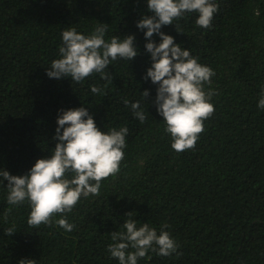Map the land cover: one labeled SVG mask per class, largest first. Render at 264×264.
I'll list each match as a JSON object with an SVG mask.
<instances>
[{
    "label": "trees",
    "instance_id": "1",
    "mask_svg": "<svg viewBox=\"0 0 264 264\" xmlns=\"http://www.w3.org/2000/svg\"><path fill=\"white\" fill-rule=\"evenodd\" d=\"M216 3L211 29L196 25L195 12L161 27L216 73L214 114L195 148L177 153L154 104L158 85L143 79L152 60L146 30L136 25L152 15L146 0H0V169L25 175L37 159L49 158L61 109L85 107L101 131L129 129L119 173L65 214L75 225L70 232L55 223L59 214L51 225L29 226L28 202L9 205L8 182L0 184V264H119L107 246L112 232L124 231L126 213L157 234L167 224L181 253L149 250L137 264H264V109L257 107L264 89V0ZM100 24L107 25L106 40L133 35L138 52L108 66L113 78L106 94L90 91L107 83L99 74L82 83L49 78L62 31L88 35ZM151 39L160 42L156 34ZM125 99L141 101L144 123Z\"/></svg>",
    "mask_w": 264,
    "mask_h": 264
},
{
    "label": "clouds",
    "instance_id": "2",
    "mask_svg": "<svg viewBox=\"0 0 264 264\" xmlns=\"http://www.w3.org/2000/svg\"><path fill=\"white\" fill-rule=\"evenodd\" d=\"M146 2L152 15L142 17L136 25L138 29L146 30L144 37L148 42L145 49L152 60L143 79H150L158 85L154 100L156 111L163 117L164 130L171 137V148L181 153L195 148L204 131V121L214 114L211 100L217 93L211 88V78L216 73L209 66L200 64L198 57L192 56L189 49H182L172 36L164 34L161 27L172 25L186 13L195 12L198 13L196 25L211 29L219 5L216 0ZM106 32V24H100L88 35L77 32L75 28H66L61 33L59 58L51 62L46 75L57 80L70 77L73 82L82 83L86 78L99 74L100 79L107 83L93 85L90 91L105 95L103 89L112 83L113 78L107 72L108 66L117 59L130 61L138 54L133 35L125 38L114 35L106 40ZM153 34L159 36L158 44L152 41ZM206 84L209 86L207 91ZM141 95L144 100L149 95L148 90ZM123 103L130 106L134 117L141 123L146 121L141 101L125 99ZM257 107L264 109V89ZM56 123L53 139L58 142L51 156L37 159L25 175H10L0 169V184L4 180L8 182L9 205L28 202L29 226L51 225L53 217L59 214L61 218L55 223L70 232L75 225L68 222L65 214L73 211L81 197L98 196L102 180L119 173L129 129L121 126L101 131L85 107L61 109ZM126 217L122 225L124 231L112 232L113 243L107 246L110 256L119 264H137L149 250L161 256L181 255L177 252L179 245L165 230L169 227L167 224L161 225L157 234V230L148 223L138 227L132 218L133 213H126ZM6 234L13 235L14 228H8ZM18 264H36V261L22 259Z\"/></svg>",
    "mask_w": 264,
    "mask_h": 264
}]
</instances>
